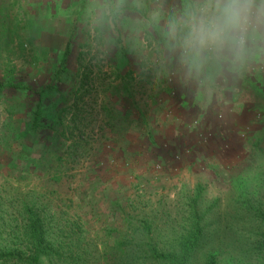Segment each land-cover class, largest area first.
<instances>
[{
  "label": "rangeland",
  "instance_id": "374dc122",
  "mask_svg": "<svg viewBox=\"0 0 264 264\" xmlns=\"http://www.w3.org/2000/svg\"><path fill=\"white\" fill-rule=\"evenodd\" d=\"M190 2L0 0V196L36 195L47 183L22 172L71 163L81 171L67 177L90 179L98 202L69 208L83 218L87 254L123 235L116 200L133 223L146 208L153 238L170 241L183 232L196 190L202 207L219 200L226 210L237 183L264 179V56L222 76L191 72L168 36ZM10 150L29 162L9 163ZM225 224L222 264L231 261ZM92 255L103 262L102 252Z\"/></svg>",
  "mask_w": 264,
  "mask_h": 264
},
{
  "label": "trees",
  "instance_id": "16d2710c",
  "mask_svg": "<svg viewBox=\"0 0 264 264\" xmlns=\"http://www.w3.org/2000/svg\"><path fill=\"white\" fill-rule=\"evenodd\" d=\"M70 47V42L62 46L65 58L57 77L65 70ZM39 121L40 116H37L32 126L35 132ZM147 136L151 139L150 131ZM28 155L23 150H10L8 160L9 163L17 160L28 163ZM81 165L79 167H86ZM70 166L71 163L60 161L49 167L41 164L44 170L24 171L22 174L27 179L34 180L38 174L37 179L47 183L42 186V192L36 195L31 192L19 199L8 194L0 196V264H222L219 228L222 221L226 222V233L232 237L227 244L231 255L227 264H246L240 261L244 258L251 263L264 264V179L254 186H249L248 182L237 183L226 210L219 207V200H214L212 206L202 207V190H196V199L192 198L188 206L183 232L170 241L153 238L155 226L148 220L146 208V217L140 224L133 223L130 221L132 210L123 200H116L114 208H118L124 222L119 235H123L116 244H108L103 250L98 246L91 249L94 254L102 252L101 262L93 259L92 252L87 254L89 245L82 237L83 218L69 211L71 207L94 210L98 205L97 197L87 184L90 179L85 182L82 173L81 179L67 177L74 169L76 173L81 171ZM91 169L107 170L99 165ZM59 194L68 197L70 204L66 205L67 201Z\"/></svg>",
  "mask_w": 264,
  "mask_h": 264
},
{
  "label": "clouds",
  "instance_id": "9594fccd",
  "mask_svg": "<svg viewBox=\"0 0 264 264\" xmlns=\"http://www.w3.org/2000/svg\"><path fill=\"white\" fill-rule=\"evenodd\" d=\"M168 36L191 72H238L264 56V0H191Z\"/></svg>",
  "mask_w": 264,
  "mask_h": 264
}]
</instances>
